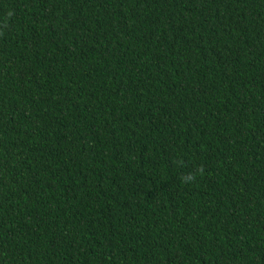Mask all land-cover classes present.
<instances>
[{
  "label": "trees",
  "instance_id": "obj_1",
  "mask_svg": "<svg viewBox=\"0 0 264 264\" xmlns=\"http://www.w3.org/2000/svg\"><path fill=\"white\" fill-rule=\"evenodd\" d=\"M0 264H264V0H0Z\"/></svg>",
  "mask_w": 264,
  "mask_h": 264
}]
</instances>
